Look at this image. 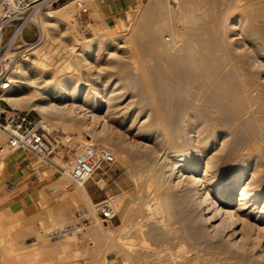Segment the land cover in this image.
Returning a JSON list of instances; mask_svg holds the SVG:
<instances>
[{"label":"bare ground","instance_id":"1","mask_svg":"<svg viewBox=\"0 0 264 264\" xmlns=\"http://www.w3.org/2000/svg\"><path fill=\"white\" fill-rule=\"evenodd\" d=\"M232 1L235 3L225 2L227 7L221 13V17L227 16L229 9H236L237 4L253 18L264 16V5L261 6L258 2ZM215 2V0H147L144 7L138 11V15L132 19L129 39L124 38L117 42V48L128 45L142 57H148L143 62L130 66L131 70L126 69L128 63L125 64L117 54L111 55L109 63L113 68L122 69V72L126 70L122 78L127 87L129 85L134 89L150 90L154 108V117L148 118V112L143 120H140V110H133L134 116L127 130H135L136 135L142 133L141 137L123 139L118 151L129 149L135 154L129 155L124 162L128 167L131 166L133 158L141 161L144 195L137 212L143 227L150 230L151 224L154 225L150 222L151 196L154 200V210L161 214L162 220L160 218L159 220L162 222L164 220L170 222L173 201L188 218V224H185L189 225V230L184 235H176L175 245L178 248L173 252L169 251L164 259H169L175 264L194 263L202 252L198 255L199 250L193 255L181 252L179 246L184 242L190 248L211 247L212 252L214 248L225 249L229 256L225 257L222 253L224 257L220 256L221 264L229 262L264 264V23L248 27L249 35L253 36L254 50L250 47L251 51L233 60L235 48L230 43L231 35L228 34L231 30L228 33L217 32L219 15L214 13L213 6L209 5ZM87 9L90 15L99 12L92 4L88 5ZM67 13L64 10L61 15L66 17ZM43 19L39 21L40 38L44 37L46 31ZM241 27L239 29L244 32L242 30L244 26ZM164 31L174 36L172 50L163 42ZM37 45L33 43L31 46L28 45L27 49L14 54V59L23 62L20 66L16 64L17 67L15 66L16 69L12 71L11 77L13 86L0 95V98L9 100L14 106H19L18 103L25 99L28 108L36 109L41 114V121L46 129H49L46 126L50 125L44 123L46 119L60 120L69 130L80 128L90 130L91 125L86 122L100 125L105 116L99 112L109 106L105 97L106 91H99L96 86L80 82L82 79L80 77L79 81L80 74L74 77L48 72L45 62L38 56L30 58L31 55H35ZM159 55L165 56L162 68H159V65L155 67L156 64L146 65L151 62L149 57ZM85 58L84 54L75 55L74 63L77 69L86 64ZM132 62L129 61V65ZM84 69L87 70L86 76H93L94 79L100 77L97 74L93 75L89 65H84ZM191 81L201 84L198 97L202 100V106L196 107L193 101L188 108H182L181 117L171 118L172 108H163L162 105L169 103L166 101L169 95L184 91L183 86ZM68 82H73L71 87ZM13 91L17 93L16 97L11 96ZM132 105L131 102L123 105L119 112L123 115L122 120ZM158 130L162 133L158 134ZM1 137L0 135V141ZM87 141L91 143L90 139ZM158 146H164L165 149L159 150ZM211 148L222 151V155L218 153L208 155ZM232 155L236 157L235 160L230 159ZM204 156L205 160L202 161ZM230 162L234 163L227 174L224 166ZM79 189L81 196L88 199L84 185ZM125 196L121 195L122 198L119 196L121 199L119 197L116 199L120 201L118 209L124 213V221L130 222V208ZM134 211L136 212V209ZM127 224L124 223L122 227ZM165 225L159 224L158 230L165 231L167 224ZM59 228L61 227L53 230ZM94 232L100 247L105 248L107 231ZM130 249L129 253L132 251V248ZM212 252L211 256L221 253L218 250L216 254ZM96 260L99 262V258ZM3 261L0 258V264Z\"/></svg>","mask_w":264,"mask_h":264},{"label":"rangeland","instance_id":"2","mask_svg":"<svg viewBox=\"0 0 264 264\" xmlns=\"http://www.w3.org/2000/svg\"><path fill=\"white\" fill-rule=\"evenodd\" d=\"M146 1L147 0H142L141 2H137L131 9L121 10L119 13L108 15L105 9L97 5L94 1L86 0V10L79 12L74 7L72 0H61L56 5L57 11L54 14L56 18L53 17L43 19V22L46 26L45 35L43 38H40L39 36L38 40L36 41V43L38 44L37 51L35 55H31L30 58L32 59L34 58V56H38L40 60L45 62L46 70L48 72H55L58 75L74 77L77 74H80L79 81L82 78L80 82H86L91 86H96L99 91H106L105 97L109 104L107 108H104L101 112H99L100 115L105 116V118L100 121V125L96 124L95 122H86L91 125L90 130L84 128L69 130L60 120L57 121L53 119H46L44 121L45 124H50L48 125L49 127L46 126L49 129L45 128L47 131L46 138L53 146H55V151H58L60 155L59 158H54V161L59 167L66 168L78 149L82 145L89 143L87 140L90 139L92 144L104 145L108 147L114 156V163L110 166H106L95 171L85 182L84 188L86 189V192L88 194V199H85L81 196L80 189L78 187L72 186L65 175H62L59 172L54 174V178L60 180L61 183L60 185L53 184L48 186V192H51L52 189H54L55 192L53 194L44 195L43 198H53L55 203L60 202L63 199L69 200L70 206L67 211V217L62 221L61 224L52 218L51 208H46L43 203H40L37 209H34V214L31 217L27 216V208L25 205L18 204L14 208L8 210L0 209V258L2 259V261L4 260L2 264H57L61 259L59 254L53 253L52 255H41L40 252L42 250L45 251V249H47V246H49L50 244H59L62 242H65L67 244H71L72 242L79 243L80 247L84 249V255L86 257L88 256V258H90L89 255L95 248V251H97V249L99 248L102 250L99 253V262L89 263L85 261V264H175L169 259L166 260L164 258L165 255H168L170 252H173L174 249L178 248V246L175 245L177 243V240L175 239L176 235H184L187 230H189V225L186 226L188 224V218L179 208L177 203H175L172 199L173 202L171 201L172 213L170 212V222H168L167 220H164L162 222L161 214L154 210V200L151 196L149 197V203L152 207V215L150 216V218H152L153 220L151 219L150 222L154 223V225L151 224V231L149 230V228L143 227L140 216L138 215L139 213L137 212L139 203L143 199L144 195V186L142 184L143 171H140L141 161L138 158H133L131 161V166L128 167L124 165V162L129 157V155L135 154L129 149H125V151L122 152L118 151V146L121 144L123 139L126 140L128 138L129 140L132 139V137H141L142 133H138L140 135H136L135 130H127L130 120L133 118L134 111H136V109L140 110L141 112L140 120L145 119L146 113L148 112V118L154 117V108L152 104L153 99L151 98L152 92L144 88L134 89L129 85L127 87V84L123 83L122 78V76L126 74V70L122 72V69L120 70L118 68H113L109 63L112 58L111 55L117 54L120 59L124 60L125 64L128 63L126 69L131 70L132 68H130V66L133 67L137 62L141 63L146 60L145 58L148 59V57H142L139 52L131 50L128 45H124L125 47L123 46L120 48L116 47V44L119 40H124V38L126 40L129 39V31L133 22L132 19H134L135 16L138 15V11H140L144 7ZM215 1L216 2L213 3L214 5L212 3H210L209 5H212L214 10L213 12L218 13L219 15V18L217 20L219 29H217V32L221 34L224 32L228 33L230 30L232 31H230L228 34L231 35L229 36L230 43L232 44L233 48H235V51L233 49V60L237 59L235 57L251 51L252 48L254 50L253 36L249 35L248 29L253 25L263 24L264 16L260 15L257 16V18H253L244 9H241L237 4L236 9H229L227 16L221 17V13L226 10L227 3H235V1ZM242 1L245 2L248 0H241V2ZM249 1L258 2V4L261 6L264 5V0ZM91 4L94 5L100 13L96 12L94 15H90L88 13L89 10L87 9V6ZM61 7H63V9H60ZM64 10L68 12L66 17H63L61 15L62 11ZM242 22L244 23L242 24ZM240 25L242 27L244 26V28H242ZM240 27L244 32H241V30L239 29ZM244 29L247 30V34L245 33ZM10 32L11 27L9 26L4 31L2 42H5L7 40ZM103 32L105 33L103 34ZM107 32L109 34H107ZM162 35L164 44L170 46L172 50L173 47L171 46V44L175 41L173 40L174 36L168 31H164ZM236 35L238 36V39L236 38ZM247 35H249V38H247ZM35 36L36 35L34 28L31 24H28L23 30V38L26 41H31L33 38H35ZM233 36H235L234 39ZM176 41L179 42L177 38ZM261 42L263 43V41ZM29 46L15 49L14 54H18L22 50L27 49ZM236 47H238V49ZM82 48H84V50H82ZM90 50L91 52H89ZM77 54H84V57H86V64L84 65H89L91 67V72L93 73V75L97 74L100 76L99 78L94 79L93 76H86L87 70L84 69V65H81L79 69L76 68L74 59L75 55ZM164 59L165 56L163 55H159L158 57H149V61L151 62H148L146 65L152 66L153 64H156L154 65L155 67H158L159 65V68H162V66H164L165 64ZM13 60H15L18 66H20L23 62L22 60H18L17 58ZM129 61L134 62H132L133 64L130 63L129 65ZM203 66H205V62ZM16 67L14 68L16 69ZM22 67H24V65H22ZM47 78L49 79V77ZM68 83L70 87L73 84V82ZM171 85L173 84L171 83ZM183 87V93L178 92L169 95L166 99L167 103H169L167 105H162L163 108H172L173 114L170 115L171 118H176L179 116L181 117L180 111L182 110V108H188L194 102V105L196 107L202 106V100L198 97L201 84L199 82L191 81L189 83H186ZM16 95L17 93L14 91L11 93V96L16 97ZM3 99L17 109L24 111L30 110V113L33 116L40 117V119L42 118L41 114L36 109H30L27 107L25 99H22L18 103L19 106H14L9 100L5 98ZM128 102L133 103V105L129 109H127L128 113L124 115V120H122L123 115L119 112L125 105L128 104ZM140 102L141 104H139ZM0 105L3 106L4 103L1 102ZM157 133L161 134L162 132L158 130ZM0 135L2 136L0 141V169H2L3 167L5 168L9 159L13 157V154L9 152L5 147V137L1 133ZM157 148L159 150L165 149L164 146H158ZM213 153L222 155V151H218L217 148H211L208 155ZM206 156H204L202 161L205 160ZM230 159L235 160L236 157L232 155ZM221 160L220 163L222 162ZM233 163L234 162H230L229 165L226 164L224 166L227 174L230 173L233 167ZM42 176H46V174L43 173ZM121 195L122 197L126 195L125 197L127 198L128 206L131 210V212L129 210V214L131 217L130 222L128 220L124 221V213L118 209L120 201L117 200V197H121ZM71 196H74V199H71ZM120 197L119 199L122 198ZM99 201H106L111 206L114 217L110 224L105 225L101 222H98L96 220L95 214L90 212L92 203ZM49 203L52 204L53 202L50 201ZM79 208L87 209L88 216H90L93 221L92 225L89 228L76 231L70 235H65L68 237L64 236L65 238H60L66 239V241H60V239H50V237H48V232L55 229V227L58 228V225L71 224L73 214ZM134 209H136V212L134 211ZM159 218L161 220H159ZM124 223H128L130 226L127 224L125 227H122ZM134 223L135 225H133ZM155 224L157 227L155 226ZM159 224L164 226H166L165 224H167V231L158 230ZM132 225L135 227H133ZM153 226L155 228H153ZM115 228L118 229L116 231H113L115 230ZM25 231L30 232V234H25ZM94 231L99 233L107 231L106 233L108 235H105V248L102 249L100 247V242L94 235ZM36 236V242L30 243L33 241V238H36ZM87 237L90 238L92 244H89L87 242ZM108 237H110L111 239ZM183 243L180 244L179 249L185 254L193 255L199 250V252L197 253L198 255L202 252L200 255H198L197 260L192 264H221V262L219 263V260L222 259L220 256H222L223 254L225 255V257L229 256L227 251H225V249L223 250V248L217 249L219 253L221 252L219 255H217L216 253L218 252L216 248H214L212 252V250H210L211 247L205 246V249L201 246L190 248L188 247L187 243ZM128 248H132L131 253H129L131 249L129 250ZM215 250L216 252H214ZM210 252L216 254L217 256H213L212 254V257ZM127 254H130V256ZM224 255L222 257H224ZM85 256L81 257L85 258ZM209 258L211 259L209 260ZM213 260H215V262H212ZM229 263L231 264V262Z\"/></svg>","mask_w":264,"mask_h":264},{"label":"built area","instance_id":"3","mask_svg":"<svg viewBox=\"0 0 264 264\" xmlns=\"http://www.w3.org/2000/svg\"><path fill=\"white\" fill-rule=\"evenodd\" d=\"M61 0H0V95L7 92L12 86V71L16 66L14 59L15 49L36 43L40 34L39 21L43 18H53L57 11L56 5ZM86 0H72L77 11L86 10ZM96 2V0H92ZM109 1V0H105ZM31 24L35 30V39L26 41L23 30ZM11 32L5 42L2 36L7 27ZM0 133L5 137V147L11 151H23L28 154L36 164L45 165L62 175L74 187H82L91 175L106 166L114 163L111 150L98 144H84L70 160L66 168L59 167L54 158H59V152L46 138L47 131L40 117L33 116L30 110H20L11 106L6 100L0 98ZM38 174V167L33 168ZM51 192H55L54 189ZM86 208L77 209L72 218V223L59 229L50 231L48 237L56 239L76 231L89 228L93 221L88 216ZM90 212L95 214L96 220L102 224H110L114 213L106 201L92 203ZM96 221V222H97ZM89 244L92 241L86 238Z\"/></svg>","mask_w":264,"mask_h":264},{"label":"crops","instance_id":"4","mask_svg":"<svg viewBox=\"0 0 264 264\" xmlns=\"http://www.w3.org/2000/svg\"><path fill=\"white\" fill-rule=\"evenodd\" d=\"M141 1L142 0H96L95 3L105 9L108 15H111L119 13L121 10L131 9L137 2ZM34 39L35 38L31 41ZM4 105L6 104L4 103ZM11 153L13 157L9 159L5 168L3 167L0 172V209L8 210L14 208L18 204L25 205L27 208V216L31 217L34 214V209H37L38 205L43 203L46 208H51L52 218L61 224L67 217V211L70 206L69 200L63 199L55 203L53 198H43L44 195L54 193L48 192V186L53 184L60 185L61 181L54 178V174L57 173V171L45 165L34 163L28 154L23 151L17 150L11 151ZM34 167H38L37 175L33 172ZM43 173H45L46 176H42ZM70 198L74 199V196ZM50 201L53 203L50 204ZM63 226L65 225H58V227ZM25 234H30V232L25 231ZM35 239H37V236ZM35 239L33 238V242L31 243H35ZM60 241H66V239H60ZM95 250L96 248L89 255L90 258H88V256L86 257L84 255V249L80 247L79 243L72 242L71 244H67L62 242L59 244H50L45 251L42 250L40 253L41 255L59 254L61 259L57 264H85V261L90 263L98 262V260L95 261V259L98 258L100 260V254L98 253L102 250L100 248L97 249V251ZM81 256H85V258ZM95 256L97 258H95Z\"/></svg>","mask_w":264,"mask_h":264}]
</instances>
